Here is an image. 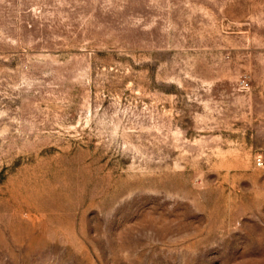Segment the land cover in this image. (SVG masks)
Returning a JSON list of instances; mask_svg holds the SVG:
<instances>
[{
  "label": "rangeland",
  "instance_id": "1",
  "mask_svg": "<svg viewBox=\"0 0 264 264\" xmlns=\"http://www.w3.org/2000/svg\"><path fill=\"white\" fill-rule=\"evenodd\" d=\"M0 264H264V0H0Z\"/></svg>",
  "mask_w": 264,
  "mask_h": 264
},
{
  "label": "built area",
  "instance_id": "2",
  "mask_svg": "<svg viewBox=\"0 0 264 264\" xmlns=\"http://www.w3.org/2000/svg\"><path fill=\"white\" fill-rule=\"evenodd\" d=\"M247 85H248V83L246 81L241 82V87L246 88ZM258 161H260V160H258Z\"/></svg>",
  "mask_w": 264,
  "mask_h": 264
}]
</instances>
